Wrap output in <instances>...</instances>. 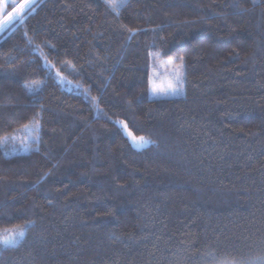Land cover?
<instances>
[{
	"label": "trees",
	"instance_id": "16d2710c",
	"mask_svg": "<svg viewBox=\"0 0 264 264\" xmlns=\"http://www.w3.org/2000/svg\"><path fill=\"white\" fill-rule=\"evenodd\" d=\"M22 17L0 34V229L29 227L0 264L264 257V0H128L119 15L37 0ZM155 55L184 58L183 95L150 97Z\"/></svg>",
	"mask_w": 264,
	"mask_h": 264
},
{
	"label": "snow or ice",
	"instance_id": "6c2138e0",
	"mask_svg": "<svg viewBox=\"0 0 264 264\" xmlns=\"http://www.w3.org/2000/svg\"><path fill=\"white\" fill-rule=\"evenodd\" d=\"M104 4L110 8L114 13L119 15L122 8L126 7L128 4V0H103ZM255 2V0H254ZM31 5H29V8ZM22 16H16L11 21L8 22H0V31H4L10 28L13 24L17 22H22ZM154 64H159L160 67L167 66V69L170 71L171 79L168 82L167 89L159 87L156 85L155 80L153 79L158 75L156 67H152V76L149 78V84L151 86V93L153 96L157 98H172L175 96L183 95V86L185 83V73H184V58H179V63L174 64L172 59H168L166 61L160 60L158 55L153 57ZM59 75V73H58ZM39 91V89H36ZM123 129L125 130L127 136L129 137L132 145L138 150L144 149L149 146L155 145V141H153L150 137H146L144 135H134L129 129L128 125L124 122H121ZM28 127L27 125L25 126ZM34 139L38 142V130L39 124L38 122L32 126ZM15 139V138H14ZM27 137L21 140L22 144H25V140ZM7 141V137L0 139V143H5ZM27 145L25 144V147ZM28 225H25L23 228L19 229H11L9 234H0V245L5 247H16L22 239L26 236V232L28 229ZM212 257L215 264H244L242 260H237L234 257H217L215 253H209ZM252 264H264V257L257 258L256 261H253Z\"/></svg>",
	"mask_w": 264,
	"mask_h": 264
},
{
	"label": "rangeland",
	"instance_id": "374dc122",
	"mask_svg": "<svg viewBox=\"0 0 264 264\" xmlns=\"http://www.w3.org/2000/svg\"><path fill=\"white\" fill-rule=\"evenodd\" d=\"M36 1L37 0H25L24 2H22L21 4H19L18 6L15 7L14 11L9 12L8 14L6 12H3L0 15V22H8V21H11L13 18H15L18 15L22 16V14H24L29 9V5H32ZM5 2L6 1H4V3ZM2 32L3 31H0V34ZM166 60H168V58L165 59V61ZM155 67H156V70H157V73H158V75L153 78L155 80L156 85L159 86V87L167 89L168 82L171 79L170 71L167 69V66L160 67L159 64H158ZM151 76H152V70H151L149 78ZM149 93H150V97L151 98H157V97L152 95L151 86L149 87ZM183 93H184V91H183ZM175 97H177V96H175ZM19 145H21V144H19ZM16 147H13V149L10 150L9 152H6V154L11 155V154H14V153H18V152L21 153V152L24 151V149H19L18 150V149H16ZM19 228H23V227H18V226L17 227H6V229H0V234H9V231L11 229H19ZM1 246H3V245H1Z\"/></svg>",
	"mask_w": 264,
	"mask_h": 264
}]
</instances>
